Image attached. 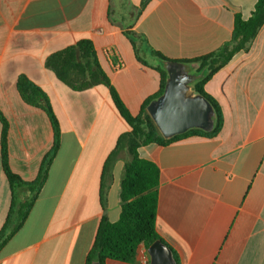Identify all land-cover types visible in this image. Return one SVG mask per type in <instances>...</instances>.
<instances>
[{"label":"crops","instance_id":"obj_1","mask_svg":"<svg viewBox=\"0 0 264 264\" xmlns=\"http://www.w3.org/2000/svg\"><path fill=\"white\" fill-rule=\"evenodd\" d=\"M144 3V4H143ZM256 0H0V114L7 124L11 171L35 181L52 149L47 113L23 101L25 76L48 96L61 130L60 148L21 229L0 249V264H87L103 216L121 214L127 149L106 163L129 127L100 85L74 91L47 59L90 40L98 61L133 116L161 87L165 62L218 51L234 19H248ZM132 40L140 50L137 58ZM197 67V66H196ZM224 125L215 138L190 137L139 148L160 169L156 230L179 264H264V25L248 53H239L205 85ZM2 165L0 230L13 198ZM150 264L141 245L134 263Z\"/></svg>","mask_w":264,"mask_h":264},{"label":"trees","instance_id":"obj_2","mask_svg":"<svg viewBox=\"0 0 264 264\" xmlns=\"http://www.w3.org/2000/svg\"><path fill=\"white\" fill-rule=\"evenodd\" d=\"M263 25L264 0H256L255 9L248 19H244L241 15L235 16L231 41L214 53L192 60L171 61L162 53L150 49L151 55L162 62L185 64L192 69L203 71V75L196 82L194 89L211 104L215 114V125L210 131L193 129L171 139H165L160 134L147 110L148 106L164 93L168 77L164 68L158 69L161 75L160 90L143 103L137 116H133L121 100L117 90L111 85L90 40L80 41L74 46L52 54L47 59V68L74 91H84L100 85L109 88L115 109L129 127V132L121 135L117 149L106 163V170H108L121 149H127L131 155V160L126 163L121 182L120 218L117 222L111 223L106 216H103L87 264H92L96 260L100 261V264H105L108 259L134 263L141 245L148 249L154 242L161 240L156 230L157 188L160 183V169L155 163L141 158L139 148L151 144L167 146L190 137L215 138L223 128L224 117L220 105L205 91V85L217 72L227 66L235 55L249 52ZM132 43L137 58L141 60L137 41L132 40ZM209 63L210 65L207 67ZM18 90L24 102L40 107L47 113L53 127L54 142L52 149L42 161L38 178L33 182H25L9 168L7 124L0 114L3 169L11 189L26 193L24 200L19 199L17 194L13 198L6 222L0 230V249L21 229L27 220L33 204L47 180L49 169L61 142L59 122L46 93L25 76L19 78ZM173 255L179 264L174 252Z\"/></svg>","mask_w":264,"mask_h":264},{"label":"water","instance_id":"obj_3","mask_svg":"<svg viewBox=\"0 0 264 264\" xmlns=\"http://www.w3.org/2000/svg\"><path fill=\"white\" fill-rule=\"evenodd\" d=\"M165 64L168 77L164 93L147 109L160 134L171 139L193 129L210 131L215 125V114L211 104L194 89L196 68L188 66L184 73V64ZM148 254L150 264H177L172 250L161 240L148 248ZM92 264H100V261Z\"/></svg>","mask_w":264,"mask_h":264},{"label":"flooded vegetation","instance_id":"obj_4","mask_svg":"<svg viewBox=\"0 0 264 264\" xmlns=\"http://www.w3.org/2000/svg\"><path fill=\"white\" fill-rule=\"evenodd\" d=\"M185 65V64H184ZM168 66H166L165 68H167ZM193 69H195V68H193ZM188 71V65H185V67H184V69H183V72L185 73V72H187ZM203 75V71H198L197 69H196V72H195V79H194V81L195 82H197L198 81V79L201 77Z\"/></svg>","mask_w":264,"mask_h":264}]
</instances>
